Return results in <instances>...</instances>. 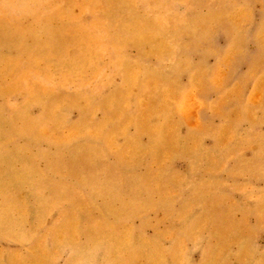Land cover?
Returning a JSON list of instances; mask_svg holds the SVG:
<instances>
[{"label":"rangeland","instance_id":"1","mask_svg":"<svg viewBox=\"0 0 264 264\" xmlns=\"http://www.w3.org/2000/svg\"><path fill=\"white\" fill-rule=\"evenodd\" d=\"M0 264H264V0H0Z\"/></svg>","mask_w":264,"mask_h":264},{"label":"bare ground","instance_id":"2","mask_svg":"<svg viewBox=\"0 0 264 264\" xmlns=\"http://www.w3.org/2000/svg\"><path fill=\"white\" fill-rule=\"evenodd\" d=\"M84 158V157H83ZM83 161V160H82ZM29 170V169H28ZM29 173V172H28ZM76 173V172H75ZM35 181V180H34ZM40 182H42V181H40ZM33 184V183H32ZM40 184V183H39ZM39 186H41V185H39ZM37 188V187H36ZM41 188V187H40ZM55 189V188H54ZM40 190V189H39ZM50 190H52V189H50ZM53 191H55V190H53ZM39 196V195H38Z\"/></svg>","mask_w":264,"mask_h":264}]
</instances>
